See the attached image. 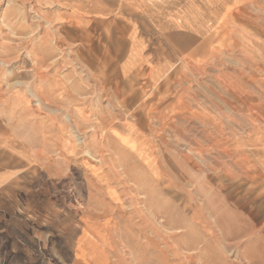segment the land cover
Wrapping results in <instances>:
<instances>
[{"label":"rangeland","instance_id":"rangeland-1","mask_svg":"<svg viewBox=\"0 0 264 264\" xmlns=\"http://www.w3.org/2000/svg\"><path fill=\"white\" fill-rule=\"evenodd\" d=\"M226 20L149 108L163 149L154 171L122 163V196L107 203L88 199V163L73 162L74 173L57 182L58 234L34 239L52 213L37 209L34 226L16 234L25 240L19 247L0 219V264H264V5L249 3ZM66 25L36 0H0V103L18 107L23 91L28 124L40 115V80L98 72L73 62ZM69 130L81 148L82 133ZM84 214L99 225L83 227Z\"/></svg>","mask_w":264,"mask_h":264},{"label":"crops","instance_id":"crops-1","mask_svg":"<svg viewBox=\"0 0 264 264\" xmlns=\"http://www.w3.org/2000/svg\"><path fill=\"white\" fill-rule=\"evenodd\" d=\"M36 1L42 10L67 20L73 62L98 67V72L40 80L34 89L40 115L29 124L23 91L18 107L7 105L10 99L0 103V219L9 241L19 247L25 240L16 234L33 225L31 213L37 209L52 213L46 230L34 231V239L51 241L58 234L57 182L74 173L73 162L88 163L83 171L88 199L107 203L122 196L117 187L125 174L122 163H134L144 174L154 171L163 149L152 133L149 108L156 105L159 90L175 78L183 61L202 55L210 37L238 8L256 1L264 5V0ZM146 88L152 100L144 102ZM71 125L83 135H76L81 148ZM107 162L119 170L107 168ZM93 219L84 214L81 225H99ZM85 235L90 239L92 233Z\"/></svg>","mask_w":264,"mask_h":264}]
</instances>
